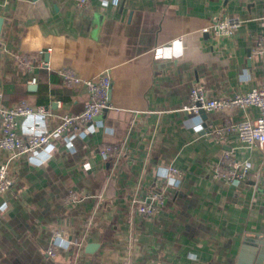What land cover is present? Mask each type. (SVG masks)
I'll return each mask as SVG.
<instances>
[{
    "label": "crops",
    "instance_id": "obj_1",
    "mask_svg": "<svg viewBox=\"0 0 264 264\" xmlns=\"http://www.w3.org/2000/svg\"><path fill=\"white\" fill-rule=\"evenodd\" d=\"M264 0H0L1 104L21 100L52 113L79 114L84 85L59 75L111 79L110 108L73 147L54 142L35 157L9 160L13 181L0 195V264H261L264 249V170L256 147L234 133L215 136L224 122L254 121L258 108L182 111L200 86L208 98L245 95L264 81ZM238 20L229 36L214 23ZM157 47L167 55L156 57ZM169 55V56H168ZM32 60L29 69L19 62ZM36 79L34 85L29 84ZM29 86L35 87L29 90ZM19 133L31 119L18 118ZM201 123L203 131L193 130ZM91 126V128H90ZM116 146L115 155L100 151ZM225 152L249 171L215 178ZM168 167L183 173L168 185ZM222 167V168H221ZM163 190L152 216L137 203ZM69 193L76 201L67 202ZM58 233L55 256L47 249ZM89 244L97 245L90 253Z\"/></svg>",
    "mask_w": 264,
    "mask_h": 264
},
{
    "label": "built area",
    "instance_id": "obj_2",
    "mask_svg": "<svg viewBox=\"0 0 264 264\" xmlns=\"http://www.w3.org/2000/svg\"><path fill=\"white\" fill-rule=\"evenodd\" d=\"M79 9H87L90 0H75ZM264 10V5H263ZM239 26L238 20L224 19L211 26V31L215 36H229ZM257 51L264 54V43L257 44ZM167 48L157 47L156 57L167 55ZM169 56V55H168ZM24 69H29L32 65L30 57L23 56L19 59ZM62 83L66 87L84 85L87 92V101L83 111L79 114H63L59 117L58 124L53 129L46 128L47 119L52 116L49 108L45 106L32 107L27 101L21 100L18 103L4 107L1 104L2 94L0 93V151L9 155V160L22 155L37 156L54 142L66 141L69 148L73 147L72 139L76 132L88 129V125L93 123L103 111L110 108V88L111 79L107 74H101L91 79H82L75 75L71 70L65 69L59 72ZM35 78L29 80V84L34 85ZM256 107L259 116L254 121L244 120L232 123L225 121L223 126L215 132L217 137H225L228 133L237 135L241 144L247 147H256L261 153L262 167L264 170V81L258 87L252 89L245 95L232 98H208L205 91L200 86L193 87L189 92L188 103L182 107V111L189 115L199 116L203 111H219L225 109H248ZM18 118L31 119V123L25 128L24 132L19 133ZM91 128V126H90ZM193 130L197 133L203 131L201 123H196ZM118 151L116 146H109L102 149L99 153L103 157L115 155ZM226 164L228 171L224 174L217 170L215 178L225 177L231 181L241 179L249 171L248 163H240L232 159L230 153L225 152L219 166ZM222 168V167H221ZM183 173L175 168L168 167L165 179L168 185L176 187L179 184ZM171 181V183L169 182ZM13 181L9 175L8 164L0 162V195L6 193L12 186ZM77 196L69 193L67 202L76 201ZM165 194L163 190L154 191L146 200L137 203V212L140 215L152 216L156 214L164 205ZM62 238L58 233L53 236V244L47 249L49 257L55 256V248L58 241ZM63 241V240H62ZM65 242V240L63 241Z\"/></svg>",
    "mask_w": 264,
    "mask_h": 264
},
{
    "label": "water",
    "instance_id": "obj_3",
    "mask_svg": "<svg viewBox=\"0 0 264 264\" xmlns=\"http://www.w3.org/2000/svg\"><path fill=\"white\" fill-rule=\"evenodd\" d=\"M2 23H3V19L0 18V32H1V26H2ZM33 89H35V87H33V86H29V90H33ZM204 113H205V111L201 110V111L199 112V115H201V117H203V116H204ZM96 246H97V245L89 244V245H87V247H86V251L92 253V252L96 249ZM262 257H263V260H264V249H263V251H262ZM261 264H264V261H262Z\"/></svg>",
    "mask_w": 264,
    "mask_h": 264
},
{
    "label": "clouds",
    "instance_id": "obj_4",
    "mask_svg": "<svg viewBox=\"0 0 264 264\" xmlns=\"http://www.w3.org/2000/svg\"><path fill=\"white\" fill-rule=\"evenodd\" d=\"M171 183V181H169Z\"/></svg>",
    "mask_w": 264,
    "mask_h": 264
}]
</instances>
